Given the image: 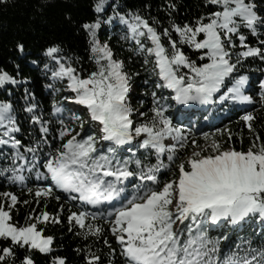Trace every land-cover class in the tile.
I'll list each match as a JSON object with an SVG mask.
<instances>
[{
	"label": "snow or ice",
	"instance_id": "6c2138e0",
	"mask_svg": "<svg viewBox=\"0 0 264 264\" xmlns=\"http://www.w3.org/2000/svg\"><path fill=\"white\" fill-rule=\"evenodd\" d=\"M165 7L167 26L122 10L119 0H96L95 19L80 26L93 66L86 74L59 45L45 50V87L53 97L67 93L65 103L53 99L46 118L24 88L25 142L13 105L0 101V177L27 187L25 174L31 182L34 173L27 191L37 204L69 205L68 230L92 240L75 249L84 264H264V137L249 107L264 108V0H203L205 10L182 25L172 16L177 5L165 0ZM117 22L128 61L152 77L142 81L147 112L144 99L140 108L131 103L140 72L127 71L109 40L99 39ZM27 82L0 68V90ZM233 112L249 134L247 149L233 145L223 123ZM0 195V264H35L34 252L51 254L54 238L39 225L62 223L65 203L55 214L30 212L20 224L13 220L18 197ZM97 243L106 253L93 250ZM51 264L66 257L54 255Z\"/></svg>",
	"mask_w": 264,
	"mask_h": 264
},
{
	"label": "trees",
	"instance_id": "16d2710c",
	"mask_svg": "<svg viewBox=\"0 0 264 264\" xmlns=\"http://www.w3.org/2000/svg\"><path fill=\"white\" fill-rule=\"evenodd\" d=\"M96 0H4L0 3V68L8 71L10 74L16 75L17 79L23 81L27 78V83H22L19 87L7 86L6 89L0 90V101L10 102L13 105L15 113L20 118L22 132L19 134L26 142L27 132L30 130L29 124L24 120L26 115L22 111L25 105L23 99L24 88H28L35 96V103L40 106L44 112L45 117H48L53 99L61 104L63 96L67 95L65 92L57 93L55 97L51 94V90L47 89L45 85L51 81L48 79L50 73L46 74L44 71V64L48 63L45 57V50L52 45H59L63 49V55L73 57L74 66L83 70L86 74L91 71L93 66L88 60V43L87 36L80 27L84 22H89L95 19L96 14L93 12V5ZM111 2V0H110ZM177 5V10L172 13L173 18L181 25L186 21H192L199 16L205 9L202 7L203 0H172ZM122 10L139 11L142 15H150L157 17L164 26L169 23L167 10L165 7V0H119ZM149 5L150 7H145ZM111 9H109V14ZM106 18V16L102 17ZM99 39L103 42L109 40L110 46L115 52L116 58L123 59L126 64V70L129 72H140L138 77H134V91L131 97L133 107L140 108V99L145 100L143 111L147 112L150 106V99L141 97V89L145 86L142 84L144 79H152L141 68L140 62L133 59L128 61L130 53L127 51L128 45L120 40L121 26L106 25L99 33ZM24 46L23 52L19 50L17 45ZM193 59H196V54L191 50L186 49ZM80 58L77 64L75 58ZM36 61L37 63H32ZM251 63V62H250ZM258 62L252 64L255 67ZM17 65L19 69L17 70ZM248 65H245L242 71L247 72ZM17 71L19 75H17ZM253 81L259 76L258 72L251 73ZM57 84V87H61ZM255 96V92L252 93ZM256 108L257 119L255 127L259 130L260 135L264 137V108L258 104L249 106ZM68 115V113H65ZM231 122L224 119L223 123L227 125L234 133L235 139L233 145L239 150L241 147L247 149L249 145V134L247 129L243 127L239 120V113H227ZM195 119V117H193ZM214 123L219 126L221 120H215ZM204 131H210V128L204 127ZM243 135V143L241 144L240 135ZM199 143L203 144V140L199 137ZM189 146L186 152H182L181 158L190 153ZM7 161H5V165ZM4 165H0L2 167ZM25 184L27 187L19 184L13 185L3 177H0V193L5 191L12 192L18 197L19 203L13 209V220L24 224L26 217L30 212L35 211L39 214L40 211L46 210L50 214H55L59 211L60 204L65 203L63 200L57 202L54 198H40L39 204L35 202V197L29 195L27 188L35 187V174L33 173L27 178ZM0 195V200H3ZM32 201L30 204H24L23 201ZM69 205L65 203L64 211L61 213L63 222L60 224H41L39 227L45 229L43 235L53 236V245L51 254H41L38 251L33 253L35 264H51L52 256L66 257V264H84L83 255L78 254L75 249L82 248L85 244L92 243V240H83L76 235L77 229L73 231L68 230L67 214ZM246 236V234H242ZM4 241H0L3 244ZM114 243V241H113ZM94 251H104L101 243H97L93 249ZM22 251L17 252L18 257H22ZM106 264V261H105Z\"/></svg>",
	"mask_w": 264,
	"mask_h": 264
},
{
	"label": "rangeland",
	"instance_id": "374dc122",
	"mask_svg": "<svg viewBox=\"0 0 264 264\" xmlns=\"http://www.w3.org/2000/svg\"><path fill=\"white\" fill-rule=\"evenodd\" d=\"M135 93L134 89H133V92H132V95ZM133 106V105H132Z\"/></svg>",
	"mask_w": 264,
	"mask_h": 264
}]
</instances>
